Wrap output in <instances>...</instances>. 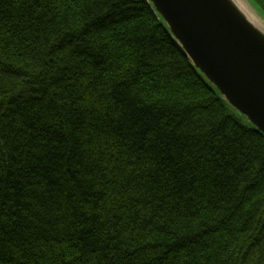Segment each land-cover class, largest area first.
<instances>
[{"label": "trees", "instance_id": "16d2710c", "mask_svg": "<svg viewBox=\"0 0 264 264\" xmlns=\"http://www.w3.org/2000/svg\"><path fill=\"white\" fill-rule=\"evenodd\" d=\"M236 115L147 0H0V264H264Z\"/></svg>", "mask_w": 264, "mask_h": 264}, {"label": "water", "instance_id": "95a60500", "mask_svg": "<svg viewBox=\"0 0 264 264\" xmlns=\"http://www.w3.org/2000/svg\"><path fill=\"white\" fill-rule=\"evenodd\" d=\"M194 68L264 135V32L232 0H147Z\"/></svg>", "mask_w": 264, "mask_h": 264}, {"label": "rangeland", "instance_id": "374dc122", "mask_svg": "<svg viewBox=\"0 0 264 264\" xmlns=\"http://www.w3.org/2000/svg\"><path fill=\"white\" fill-rule=\"evenodd\" d=\"M244 4L245 7L247 8L248 12L253 15L256 20L260 23L261 31L264 32V18L260 15L259 12L255 10V8L252 6V3L249 2V0H241ZM238 119L240 120L241 123H244V120L239 116L236 115Z\"/></svg>", "mask_w": 264, "mask_h": 264}, {"label": "bare ground", "instance_id": "6f19581e", "mask_svg": "<svg viewBox=\"0 0 264 264\" xmlns=\"http://www.w3.org/2000/svg\"><path fill=\"white\" fill-rule=\"evenodd\" d=\"M236 5L237 7L240 9V11L246 16V18L255 26L257 27L258 29L261 30V27H260V23L256 20V18L251 15L248 10H247V6L245 7V4L241 1V0H232Z\"/></svg>", "mask_w": 264, "mask_h": 264}, {"label": "clouds", "instance_id": "9594fccd", "mask_svg": "<svg viewBox=\"0 0 264 264\" xmlns=\"http://www.w3.org/2000/svg\"><path fill=\"white\" fill-rule=\"evenodd\" d=\"M250 2L257 12H264V4L259 3L258 0H250Z\"/></svg>", "mask_w": 264, "mask_h": 264}]
</instances>
